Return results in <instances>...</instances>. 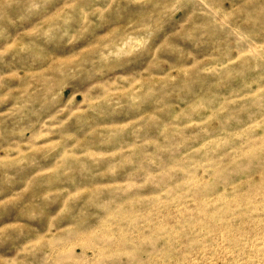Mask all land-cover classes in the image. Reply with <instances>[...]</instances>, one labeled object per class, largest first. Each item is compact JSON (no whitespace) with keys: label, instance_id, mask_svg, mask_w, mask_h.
<instances>
[{"label":"rangeland","instance_id":"374dc122","mask_svg":"<svg viewBox=\"0 0 264 264\" xmlns=\"http://www.w3.org/2000/svg\"><path fill=\"white\" fill-rule=\"evenodd\" d=\"M0 264H264V0H0Z\"/></svg>","mask_w":264,"mask_h":264}]
</instances>
